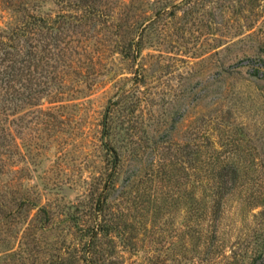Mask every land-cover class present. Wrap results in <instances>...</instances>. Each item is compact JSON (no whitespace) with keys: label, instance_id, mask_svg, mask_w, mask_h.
Segmentation results:
<instances>
[{"label":"rangeland","instance_id":"rangeland-1","mask_svg":"<svg viewBox=\"0 0 264 264\" xmlns=\"http://www.w3.org/2000/svg\"><path fill=\"white\" fill-rule=\"evenodd\" d=\"M71 3L0 0V27L79 13ZM101 10L85 28L91 39L76 38L79 74L65 76V92L13 117V154L0 176L13 215L0 216V264H88L82 251L95 225L105 236L93 242L94 263L264 264V0H106ZM133 22L146 27L135 63L115 53ZM139 66L152 100L131 135L113 103ZM224 120L229 132L216 130ZM191 130L219 147L192 176L202 188L187 170L164 174L153 164L154 143H180ZM228 156L239 179L216 215L210 163ZM106 214L119 228L107 238Z\"/></svg>","mask_w":264,"mask_h":264},{"label":"trees","instance_id":"trees-1","mask_svg":"<svg viewBox=\"0 0 264 264\" xmlns=\"http://www.w3.org/2000/svg\"><path fill=\"white\" fill-rule=\"evenodd\" d=\"M70 1H72L71 7L79 13L70 16L59 14L52 18L28 15L23 22L10 28L9 31H4L0 27V176L6 169V160L10 159L13 154L15 140L11 131V125L15 122L13 117H16V114L24 108H28L30 114L38 113V111H32V108L40 105L39 102L43 96L65 92L61 91L62 86H65L66 83L65 76L79 74V66L72 59V55L78 53L77 47L82 45V41H77L76 38L80 36L82 40L86 41L91 39L90 33L85 31V28L92 26L91 22L103 14L102 8L106 9V0ZM126 28V42L116 49L115 53L119 54L122 59L135 63L141 56L146 27L143 22H133L132 27ZM74 42L80 44L72 47ZM139 68L140 70H136L134 73L135 78L131 81L132 86L128 89L120 88L116 93V102L113 103L114 111H118L122 116L120 117L122 119L121 128L127 130L131 135L140 125L144 126L146 122L144 111L146 107L150 108L152 100H149L148 94L145 95L143 92L146 87L145 69L142 66ZM227 113L231 114L230 111ZM21 120H23L22 117L16 122L19 123ZM125 124L126 126H124ZM231 124L233 123L227 120L221 121L217 124L216 130L229 132ZM107 131L106 126L105 133ZM199 135V131L191 130L189 139L180 143L170 141L162 143V145L154 143L152 147L153 164H158L164 174L177 171L186 172L187 170V179L190 183L195 182L192 187H204L206 182L200 176H197V179L192 176L199 174L198 165L204 154H209L207 159H215L213 154H216L219 147L206 135L203 137L204 141L198 140ZM31 140L29 139L30 142ZM208 146L213 147L208 149ZM218 159L220 158L210 163L213 167L212 178L207 185L209 209L216 215L220 212L222 201L236 188L240 171L238 164L229 161V159H233L231 156L223 158L228 159L225 161ZM111 178L110 175L106 184V192ZM26 202L27 199L23 198L18 207L22 209ZM97 202L99 203V200ZM107 204L106 194V211ZM7 206L4 195L0 193V216L9 221L13 214L11 215V210L7 209ZM30 208H37V206L33 204ZM30 208L25 207L24 210L28 211ZM42 210L45 213V210ZM107 216L106 214V238L110 234H119V228L108 222ZM0 224L2 225V222ZM4 224L6 225V223ZM87 231L89 233L88 241L84 244L82 252L87 258L86 263L99 264L94 263L93 242L98 237L105 236L103 233L105 229L95 225L88 228Z\"/></svg>","mask_w":264,"mask_h":264},{"label":"water","instance_id":"water-1","mask_svg":"<svg viewBox=\"0 0 264 264\" xmlns=\"http://www.w3.org/2000/svg\"><path fill=\"white\" fill-rule=\"evenodd\" d=\"M109 108H110V104L107 105L106 107V111H105V114H104V126H103V139L105 137V132H106V124H107V116H108V111H109ZM110 152L112 153V155H114L113 151L111 149H109Z\"/></svg>","mask_w":264,"mask_h":264}]
</instances>
